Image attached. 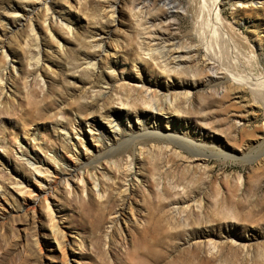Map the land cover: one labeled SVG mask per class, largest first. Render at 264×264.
I'll return each instance as SVG.
<instances>
[{
    "label": "rangeland",
    "instance_id": "obj_1",
    "mask_svg": "<svg viewBox=\"0 0 264 264\" xmlns=\"http://www.w3.org/2000/svg\"><path fill=\"white\" fill-rule=\"evenodd\" d=\"M78 1L68 6L63 0H14L34 9L29 17L40 28L45 16L61 21L52 27L53 38L39 32L38 45L28 31V17L0 7V51L5 49L7 56L0 53V62L7 59L9 65L14 59L20 67L16 74L3 71L6 92L0 88V192L14 200L10 205L0 202V264H48L43 252L55 242L49 230L52 220L71 241L67 264H264V0H219L218 5L215 0H118L116 26L97 0ZM215 6L217 23L211 19ZM166 8L173 11L168 30L149 26L148 18ZM64 23L76 29V37L67 33ZM101 25L112 34L108 59L115 73L101 66L105 81L91 87L79 52L97 51L90 43L99 37L79 40L82 28L91 31ZM201 27L226 70L236 77L255 76L252 84L223 78V69L208 70L203 48L187 62L186 56L193 54L185 52L199 45L194 34ZM149 30L167 38L149 37ZM54 37L64 43L62 58L55 53ZM173 58L182 63V70H166ZM35 59L49 63L56 74L73 73L74 82L59 84L51 75L45 76V83L38 82L31 73ZM98 87L108 97L95 94ZM185 91H190V99ZM170 97L177 103L168 109ZM147 102L159 103L158 120L151 118ZM103 104L117 115L110 125L97 113ZM133 110L144 113L140 123ZM125 112L130 114L127 120ZM90 118L98 120L105 133L89 134L85 121ZM95 136L101 141L92 139ZM21 139L27 142L17 144ZM86 139L88 152L76 142ZM46 156L63 164L49 161L51 169L57 165L56 173L45 177L54 186L46 194L49 210L38 198L32 212L23 207L25 195L13 183L29 182L44 191V184L34 180L42 174L32 171L26 160L38 164ZM130 158L138 179L127 178L131 204L122 208L119 195L127 184L123 171ZM74 167L98 175L104 198L97 199L93 192L85 197L66 193L59 176ZM182 188L199 195L200 208L190 202L191 214L175 212L170 202ZM117 216L121 232L111 224Z\"/></svg>",
    "mask_w": 264,
    "mask_h": 264
},
{
    "label": "bare ground",
    "instance_id": "obj_2",
    "mask_svg": "<svg viewBox=\"0 0 264 264\" xmlns=\"http://www.w3.org/2000/svg\"><path fill=\"white\" fill-rule=\"evenodd\" d=\"M63 1L68 6H72V5H75V4L78 5L79 4V1L78 0H63ZM97 1L99 2V7L103 8L104 15L108 19L109 23H114V26H116L117 24H115V18H114L115 16L114 15H115L116 11L118 10V7H117V5L119 4L118 0H97ZM154 1H157V0H154ZM213 1L214 0H211V2H213ZM217 1H219V0H215V4L216 5H218L217 4ZM16 2H18V1H16ZM131 2L132 1H130V3ZM124 6H126V5H124ZM130 6L131 7L132 6L134 7V4L132 3V4H130ZM141 6H139V7L141 8ZM0 7L3 10H5L6 12H9V13H12V14H16L15 16L19 15V16H24L25 18L28 17L27 18L28 19V21H27V28H28V31L31 33L32 38L35 39L34 41H36L35 42L36 45H38V41L37 40H38V34H39L40 31H43L46 34H49V36H51L53 38V36H54L53 31H52L53 25L55 24V25H59L60 26V24H61V21L58 20L55 16L52 15L51 17H48V16H45L47 14H44L45 18H43V23H42V26L43 27L41 26V28H40V27H38L39 25L36 26L34 24V22H32V18L29 17L31 15V11H32L33 8L31 6H29V5H27V4H22L21 5V3L20 4L19 3H15L14 0H0ZM43 8H44L45 13L49 10V8L47 7V5H45V7H43ZM142 8H144V7H142ZM210 13H211V11H210ZM172 14H173V11L171 9H169V8L162 9V10H160V12L151 15V17L148 18L149 20L147 22H149V26H153L154 28H156V27L163 28L166 31V30H168V24H167V22H168L169 18L172 16ZM208 15L210 16L211 14H208ZM211 19L214 20L216 23L219 22V10L217 9L216 6L214 8L213 16H212ZM210 22H212V21L210 20ZM37 24H39V23L37 22ZM64 25H65V28L67 30V33L68 34L69 33H72V35L76 37V32H77L76 29H74V27H72L71 25H68V24H65V23H64ZM106 27H107L106 25L105 26L104 25H101L100 28L93 29L91 31H87L88 29L82 28L81 29L83 31V32L81 31L82 34L81 35L78 34V35L82 36V38H80V40L78 39L81 42H84L85 39H87V38H94L95 36H96L95 38L99 37V39L96 40L94 43H90V45L92 47H95L97 49V51H94L92 53L91 52H84V51L83 52L82 51L79 52V55H82L83 56V59H81V60L82 61H85V63H84L85 64V67L83 69H84L85 72L88 73L89 79H88L87 83H88V85L89 84L92 85L91 87H93L94 85L96 86V84L98 85L99 83H104V81H105L104 80V78H105L104 76L105 75H104V73L102 71L103 69L109 70L110 73L111 72H114V70H115L112 61H110L108 59L109 50H110V48H112L110 46V44H108V42L110 40H112L111 39L112 34L110 33V31L108 29L105 30ZM197 31L198 32H196V34H194V36L199 39L200 43H199V45H197L195 47H192V48L188 49L187 52H185V54H188V53H191V52L193 54V55H190V56H188V55L186 56L188 58V61L187 62L193 61L195 59V55H197L200 52V50H201L200 48H203L204 51H205V53H204L205 60H203V61H205V63L203 65L206 66L208 70H212L213 71V69H216V70L219 71L221 69V71H222V69H223V71H224V72L222 71L223 72V75H222L223 78L224 77H227V78H231L232 80H237L238 78H240V79H243L244 82H247V83L252 84L251 82H253L254 78H256L255 76L252 77V75L251 76H249V75L247 76L246 75V76L236 77V75H235L234 72H232V71L230 72V71L226 70L227 68H225L223 62L221 61V59H222L221 56L218 55L215 51H213L212 48H210V45H209V42H208V35L206 34L207 32L205 30H203L202 27H201L200 30H197ZM3 33H4V31H3ZM147 34H148L149 37L155 36V37H158L160 39L167 38V36L164 35L162 32L155 33V32H152V31L149 30ZM213 37H212V39H214ZM77 38H79V37H77ZM54 40H55V37H54ZM54 42L57 43V46L55 48V53L57 54V57H61L62 58L65 55V51H64L65 49L63 48V44L64 43L60 42L59 39H56ZM80 49H81V47H80ZM4 50H1L0 51L1 55H3L5 53ZM83 50H85V49H83ZM78 51H79V48H78ZM3 56L5 58L7 57L6 55H3ZM20 58H22V57H20ZM61 58H60V60H61ZM174 59L175 58H173L172 61L169 60V64L172 63L171 64L172 66H170L168 69H166V68H164V69H166L167 71L173 70L174 72H178V71L182 70V67H183L182 66V63L181 62H178V61L176 62V61H174ZM15 60L17 61V60H22V59H15ZM28 60L29 59H27V61ZM62 60L65 61L66 59H62ZM75 60H78V59H75ZM27 61H26V64H28ZM49 61H51V60H49ZM70 61H71V59H70ZM39 62H42V59H35V65L36 66L32 69L31 73L34 75V79H36L38 82H40L42 84L45 83V76L46 75L47 76L48 75L53 76L52 77V80L55 81L56 83L59 82V84L63 83L64 81L67 82L69 80L72 81L74 79V76L72 75L73 73L72 74H67L64 71H62L59 74H56V72L53 69H49V67L51 66L49 63H45L44 62L45 64L42 65V64H39ZM9 63L10 64L8 65V60L7 59H3V62L0 64V78H1L0 80H2L1 85H0L1 86L0 88H1L2 92L4 91V88H5V85H6V80H3L4 79V74H5V73L3 74V71L4 70L6 71L7 68L9 69V72H12L14 74L19 73V71H20V67L17 66V65H15L14 59H13V61H11ZM184 63H186V62H184ZM70 65H68V66H70ZM68 66L65 67V68H68ZM75 66H77V65H75ZM75 66H73V67H75ZM101 66L103 68L102 70L100 68ZM65 70H67V69H65ZM216 70H214V71H216ZM214 71H213V73H214ZM25 72H27V74H31L29 71H25ZM222 76H221V78H222ZM72 82H74V81H72ZM69 83H70V81H69ZM181 88H184L186 90H189L190 85L189 86L188 85H183ZM58 89H61V88H58ZM142 90L146 91L143 88H142ZM4 92H6V90ZM94 92H97V93H95L97 95H102V97L100 96V98H103V97H105L107 95L105 93H102L100 91V88L99 87ZM189 92L190 91H188V92L185 91V94H184V96L187 99L189 98V96H188L189 95ZM153 94L156 95V93H153ZM149 95H151V94L147 92L146 96L145 95L144 96L148 98ZM107 97H108V95H107ZM0 98H2V97H0ZM96 99H99V98H97V96H96ZM167 99H168V97H167ZM174 102H176V100L174 98H171V100L169 102H167L168 103V107L167 108L168 109L171 108V107L173 108L174 107L173 105L175 104ZM97 103H98V100L96 101V104ZM147 103L148 104L147 105L145 104V107L147 106V107H149V108H151L153 110V112L151 110V112H152L151 113V118L154 119V120H158L160 117L158 116L157 112L162 111V108H159L158 107L159 103L158 104H154V103H156L155 100H154V103H150V102H147ZM102 106L103 107L98 108L97 113L102 118V120H105V122H107V124L110 125V124H112L113 120L115 119V116H117V115H116L115 111L112 108H110V107H104V104ZM133 111H134L133 117H134V119L136 121L139 122V120L143 119V117H144V115H143L144 113L143 112L136 111V110H133ZM128 112L123 113V117L126 120L130 116V114H128ZM165 113H166V111H165ZM60 115H62V114H60ZM61 118H63V117H61ZM85 122H86V124H88L87 126H88L89 134H97V133H103L104 132L102 125H100V123L98 122V120H96L95 118H90L89 120H86ZM166 122H168V121L166 120ZM28 132H25L24 134H26V136H30L31 133H28ZM73 134L77 136V133L76 132H74ZM92 139L97 140V141H101V137H98V136H95ZM68 140H72V139H68ZM26 142H27V139H21V140L16 141L17 144H23V143H26ZM76 142H77V145L81 146L82 149L85 152H88L90 150V148H91L90 147V143H88L87 139H86L85 142H82L81 140L80 141H76ZM76 142H74V141H71V143L69 142L70 143L69 146L74 147L76 145ZM187 150H189V149H187ZM222 154H224V155H226L228 157H233L234 156L233 153L232 154H228L224 150H223V153ZM103 155H105V154H103ZM21 156H22V154L19 155V158ZM76 157L77 156H75L74 158H76ZM50 160H52L58 166H60V164H63L62 162H60L61 160L59 161V159H57V157H47L46 156V158H44L43 161L38 162V164H36L35 162H30V161H27L26 160V164L29 167H32V171L35 170L36 172H38L37 174H42V177H40L41 175H38V177L35 176L34 177V180L38 184H40V183H43L44 184V186H45V190L44 191H41L40 190L39 185L30 184L29 182H25L24 183V181H16V182L13 183L14 186H15V190L25 195V197L22 200L24 202V206L23 207H28L30 210H32V212H34L36 210V203H37V199L38 198H41V201L44 202L45 209L46 210H49L50 202L48 201L46 194L49 193L51 190H53V187L54 186H53L52 183L48 182L46 180L47 178L45 179V177H47V176L49 177L51 174H55L56 172L54 170L57 169V168H55L57 165L55 167H53V169H51V167L48 166V163H49ZM94 161L95 160H92L91 162H94ZM125 161H126L125 162L126 163V167L124 166L125 168H124V171H123V177H124V180L123 181L126 182L127 181V178H129L130 176H131V178H130L131 180H133L134 178L135 179H138V177L136 175V171H133L132 172L133 167H132L131 158L128 159V160H125ZM62 166L63 165H61V167ZM62 170H65V169H62ZM65 172L66 173L60 174L59 177L61 179V182L63 184V187H64L66 193H68L69 195L70 194H74L75 195L77 193L79 196H84L85 197V195H87L88 193L93 192L94 196L97 199H102L106 195V194H104V188H103V186H101L99 184V182H98V179H97L98 178V175H96L95 172L88 173V170H84L81 167H77V168H75L73 170L71 169L69 171H66L65 170ZM237 180H238L237 181L238 182L237 183L238 186L241 187L242 180H241L240 175L237 176ZM186 190H184L182 188L181 192L180 193H177V195H175L172 198V200L170 201L171 204L174 206V209H175L174 211L175 212H178L176 210H179V211H183V212H186V213H190V212H192L191 211V206H190L191 204H190V202H193V203L195 202V204L197 205V200H198L197 197L199 195H197L196 192H195L196 194L195 193L190 194V193H188L189 191L187 192ZM122 192L124 194L123 195L122 194L119 195V198H121L120 199L121 200V202H120L121 203V207L122 208H124V207H127V208L129 207L130 208V204L131 203L128 200V193L130 192V187L128 186V183L124 185V188H123V191ZM6 193L5 192H0V202H2L3 204H9L10 205V204H12L14 202V200H10V198L8 197L9 195H7ZM8 193H10V195H11V192H8ZM26 196L28 198H30V199L28 200ZM99 201H101V200H99ZM198 204L201 205L200 202H198ZM198 207L200 208V206H198ZM119 216L114 217L111 220V224H112V227L115 228L116 231L121 232V225H120L121 224V219L119 218ZM50 219H52L51 212H50ZM49 230H50V233L52 234L55 242L53 244H51V245H47V246H50L49 247V250L43 252L44 257L47 258V263L48 264H56V261H61L64 264H67L68 263V258L70 257V255H69V253L67 251V245H68V243L71 244V241L68 240L67 238H65V234L63 233V231H61L60 226L58 225V221H53L52 220L51 221V224L49 226ZM58 236H59V239H56ZM243 241H241V242H243ZM35 242L38 245L39 242H40V240L38 241V239L36 238L35 239ZM208 242H209L208 244L211 245V247L213 248V250L215 248H217V243H214L211 240H208ZM38 248H39V250H41L40 247H38ZM243 249H244V252L245 253H248V254L250 253L249 252L250 250L248 248L245 249V247H243Z\"/></svg>",
    "mask_w": 264,
    "mask_h": 264
}]
</instances>
